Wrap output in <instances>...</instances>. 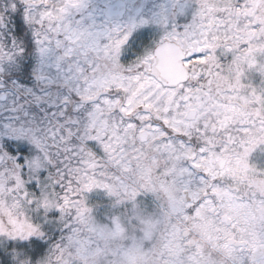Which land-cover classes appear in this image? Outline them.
Instances as JSON below:
<instances>
[{
	"label": "snow or ice",
	"instance_id": "snow-or-ice-1",
	"mask_svg": "<svg viewBox=\"0 0 264 264\" xmlns=\"http://www.w3.org/2000/svg\"><path fill=\"white\" fill-rule=\"evenodd\" d=\"M194 21L192 0H0V169L14 165V191L35 208L97 153L163 130L176 86L161 67L195 38ZM42 213L44 236L0 244V264H13L14 248L44 253L60 225L59 212Z\"/></svg>",
	"mask_w": 264,
	"mask_h": 264
},
{
	"label": "flooded vegetation",
	"instance_id": "flooded-vegetation-1",
	"mask_svg": "<svg viewBox=\"0 0 264 264\" xmlns=\"http://www.w3.org/2000/svg\"><path fill=\"white\" fill-rule=\"evenodd\" d=\"M192 3L197 27L195 38L177 42L167 51L161 71L167 75L165 83L176 86L170 100L175 99L176 103L185 94L192 101L185 113L186 122L196 123L202 119L201 112L205 106L208 115H212V120L208 121L209 132H214L213 118H216L215 127L219 128V133L220 128L230 126L226 120L229 106L237 104L235 94L227 99L219 96V92L232 93V86L237 85L242 89L249 80L238 73L249 74L255 69L249 67L251 71L248 72L239 67L238 71H229L216 54L226 41L235 42V50L240 51L246 48L248 41L264 38V0H192ZM217 36L225 37L226 41H221ZM194 53L202 55L193 56ZM173 68H179L181 72ZM199 84L204 88H199ZM196 97L206 103L197 102ZM248 111L253 117L261 118L259 109L256 111L250 106ZM189 113L195 114L193 120L186 119ZM247 125L242 127L252 124ZM170 128L164 121L162 132L168 131V135H165L158 149H154L153 133H146L128 139L126 145L112 152L97 153L91 161L92 166L88 168L90 174H96V177L87 178V171L74 176L70 185L65 181L63 190L45 191L38 198L35 208L31 206V196L26 198L19 191H14L18 186H23L18 173L11 171L14 165L10 163L0 169V244L9 240L24 242L33 237H43V227L36 217L37 210L42 208V215L49 220L53 219L49 213L59 212V216L54 218L60 225L59 230L44 253L34 261L23 249L14 248L10 252L13 264H70L63 247L72 244L82 248L76 264H124L117 254L124 242L107 238L115 235L118 227L123 229L125 238L130 241L134 235L142 237L145 230L155 228L149 238L145 236V240L127 244L132 245L130 257L133 264H264L261 208H244L245 223H239V220L232 223L228 216H219L220 213L214 218L219 220L216 223L211 217L196 223L188 221L185 215L179 216V221L174 217L180 211H196L194 205L197 199L189 176L196 179L205 177L207 193L203 198L212 194L215 186L239 200L248 201L255 196H264V180L253 175L255 171L253 174H242L238 169L228 170L233 163L240 167L247 166V157L254 154L256 149L260 150L255 143L257 140L252 136L242 139L244 150L235 161L229 157L214 159L213 149L209 147L207 150L206 147L205 154L210 159L204 173L203 166L196 164V155L193 159L182 161L180 148L166 143L182 140L181 134ZM219 139L218 142H221L222 139ZM215 140L211 138L209 145L215 144ZM189 145L192 143L189 142ZM197 145L194 143L195 149ZM149 154L152 157L149 158ZM153 159L157 161L150 164L149 160ZM5 171L8 172L7 176L4 175ZM227 171L232 175L213 177L212 174ZM13 180L17 183L11 184ZM131 182L136 184L132 186L133 189L128 185ZM71 193V197L65 199ZM42 198L51 199L54 206L47 209L40 200ZM68 200L70 205H64ZM85 219H91L100 228L95 237L87 234L86 239V234L81 231L84 230ZM155 224L157 226L154 227ZM74 226L80 228L71 232ZM177 228L182 232L177 233ZM176 235L179 237L175 238ZM88 243L91 248L84 250Z\"/></svg>",
	"mask_w": 264,
	"mask_h": 264
},
{
	"label": "rangeland",
	"instance_id": "rangeland-1",
	"mask_svg": "<svg viewBox=\"0 0 264 264\" xmlns=\"http://www.w3.org/2000/svg\"><path fill=\"white\" fill-rule=\"evenodd\" d=\"M248 0H241V2H247ZM217 38H220L222 41H226L225 37L217 36ZM227 43V44H226ZM242 46V45H241ZM240 46V47H241ZM236 44L235 42H224L223 48L217 52V56L220 57V59L223 61L224 67L231 71H238V68H244L246 71H251L248 68L252 67L255 70L252 71L249 74H240L242 77L247 78V81L245 83V86H242V89L238 88L237 86H232V93H226L222 94L219 92V96H225L227 99H231L232 95L236 97L235 100H237V104L230 105L229 106V113L226 114V120L228 121V124L230 126H224L220 128V132H217V128L215 127L216 118H213V126H214V132L211 134L209 132L208 127V121L212 120V115L209 116L206 110V107L204 106L202 109V119L198 120L196 123H188L185 120V113H187V109L191 107L192 101L191 99H187L185 94H182V99L178 102H176L173 106V112L170 115L169 119L166 120V125L168 127H171L170 129L175 130L177 133L181 134V141H169L166 143H173L177 145L180 148V154L183 160L193 159L195 158L194 155H196V164L198 166H203V171L206 173V165L209 164L210 157L205 154V152L208 150L209 147H211L214 151L213 157L214 159L225 158L229 157L230 159L236 160L237 155H240L242 151L244 150V141L242 139L244 138H250L252 136L253 139H256L257 147H260L259 149H256L254 154L250 155L249 158L247 157V166L243 165V167H240L238 164L233 163L230 165L228 170L233 171L234 169H238L239 173L245 174V173H251L253 174V171H255V176L260 177L264 180V82L258 81L256 75L260 79L264 80V38H257L252 39L248 41V44H246L245 49H240V51L235 50ZM217 62V61H216ZM237 66V67H236ZM231 67V68H230ZM234 67H236L234 69ZM247 67V68H246ZM227 73V72H226ZM261 85V86H260ZM202 87L201 84H199V88ZM204 88V87H202ZM246 91L247 93H244ZM250 96H249V95ZM238 96V97H237ZM197 102H204L206 103L202 98L196 97ZM259 105V106H258ZM252 106L254 108L260 110V116L261 118H255L253 117L249 111L248 108ZM258 106V107H257ZM245 107V109H244ZM262 109V112H261ZM205 111V112H204ZM233 115V116H232ZM237 115V116H236ZM218 122V121H217ZM259 123L261 125H259ZM232 124H235V126H232ZM247 124H252L249 127H242L243 125L248 126ZM167 133L162 132V130H157L153 135L152 138L155 141L154 149H158L161 145V141L165 137V135H168ZM261 136V139L258 140V138ZM162 137V138H161ZM184 137V138H183ZM161 138V139H160ZM212 139L215 140V144L212 146L209 145V142ZM221 138L222 141L218 142ZM130 139V138H129ZM226 139V140H225ZM189 142L192 143V145H189ZM194 143H198L196 149L194 148ZM189 145V147H187ZM234 148L235 152H238L234 154V151L232 147ZM207 147V150H206ZM152 157V155L149 154V158ZM148 158V159H149ZM152 161H157V159L149 160L150 164ZM228 172V171H227ZM224 173V174H216L212 173L213 177L217 176H231L232 173ZM103 174V172H102ZM93 178L96 177V174H90V172L87 169V178ZM191 183V188L196 196V211L193 210L192 212H186V211H180L179 214H176L175 220H180L179 216L185 215L188 221L197 222L201 219H204L205 221L207 218H212L213 223L219 222V220H214V218L217 216L218 213H220L219 216H228L231 219V222L234 223L237 220H239V223H245L247 220L243 218V212L244 208H261L262 210V219L264 221V196L261 198H258L257 196L250 198L248 201L245 200H239L232 195L226 193L224 189L219 188L217 186L214 187L212 190V194L205 195L207 193L206 188V180L205 177L197 178L193 176H189ZM87 183L90 181L86 180ZM184 184V183H183ZM128 185L132 188V186H135L136 184L131 182L128 183ZM166 189V187H165ZM133 192V191H132ZM168 195L169 192L166 191ZM134 194V192H133ZM72 193L67 195V198L71 197ZM42 203H45V206L47 209L54 206V203L49 198H42L40 199ZM66 206L70 205V200L66 201ZM210 216L207 215L209 211ZM25 214V213H24ZM99 215V214H98ZM173 220V222L175 221ZM93 221L91 219H85V225L84 230L81 229V231L86 234H90L92 236H96L99 233V227L92 223ZM157 224V223H156ZM154 225L157 226V225ZM178 227V226H177ZM80 227L74 226L71 227V232L77 231ZM155 229V228H154ZM154 229L145 230L144 234L147 238L151 236L152 231ZM177 233L182 232L180 228H177ZM240 231H242L240 229ZM79 232V231H78ZM145 236H133V240L130 241L129 239L125 238L123 234V229L121 227L117 228V233L112 236H107V238H114L118 240V243L120 241H123L124 243L122 247L118 248V256L119 259L124 264H133L131 263L132 257H130V250L132 248V245H127L129 242L135 243L136 240H145ZM179 237V236H174ZM128 246V247H127ZM91 248V244L88 243V246L84 249ZM63 250H66V256L65 258L70 261L71 263L76 264L77 263V256L80 254V251L82 250L81 246H66L63 247ZM69 254V255H68ZM60 264H65L64 262Z\"/></svg>",
	"mask_w": 264,
	"mask_h": 264
},
{
	"label": "water",
	"instance_id": "water-1",
	"mask_svg": "<svg viewBox=\"0 0 264 264\" xmlns=\"http://www.w3.org/2000/svg\"><path fill=\"white\" fill-rule=\"evenodd\" d=\"M164 69H165L166 71L169 70V68H164ZM173 70H175L176 72H177V71H180V72H181V70H180L179 68H177V69L173 68ZM182 73H183V72H182ZM165 76H167V75H164V77H165ZM194 117H195V114H194V113H189V114L187 115L186 119H187V120H193ZM218 169H221V168H218Z\"/></svg>",
	"mask_w": 264,
	"mask_h": 264
},
{
	"label": "bare ground",
	"instance_id": "bare-ground-1",
	"mask_svg": "<svg viewBox=\"0 0 264 264\" xmlns=\"http://www.w3.org/2000/svg\"><path fill=\"white\" fill-rule=\"evenodd\" d=\"M261 80V82L263 83L264 82V80L263 79H260Z\"/></svg>",
	"mask_w": 264,
	"mask_h": 264
}]
</instances>
